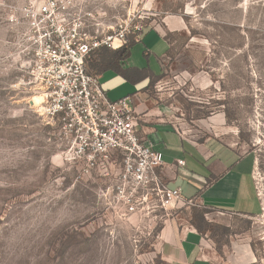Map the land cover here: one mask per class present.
Returning <instances> with one entry per match:
<instances>
[{
  "label": "rangeland",
  "instance_id": "rangeland-1",
  "mask_svg": "<svg viewBox=\"0 0 264 264\" xmlns=\"http://www.w3.org/2000/svg\"><path fill=\"white\" fill-rule=\"evenodd\" d=\"M87 5L105 30L127 23L138 24L141 33L148 29L144 34L155 28L164 35L170 51L160 63L167 50L163 39L151 48L138 40L125 62L161 73L142 100L168 112L188 139L251 155L259 211L203 214L197 202L179 204L152 231L134 216H115L103 195L110 177L80 176L61 160L57 125L41 115L42 103L31 102L41 94L27 84L16 30L6 19L8 10L0 8V264H170L161 257L158 231L169 221L194 228L202 216L199 234L212 264H264V0ZM133 32L128 36L135 39ZM138 83L126 80L111 96L134 93ZM119 162L113 158L112 171Z\"/></svg>",
  "mask_w": 264,
  "mask_h": 264
},
{
  "label": "built area",
  "instance_id": "built-area-1",
  "mask_svg": "<svg viewBox=\"0 0 264 264\" xmlns=\"http://www.w3.org/2000/svg\"><path fill=\"white\" fill-rule=\"evenodd\" d=\"M0 8L8 10L6 19L16 30L27 84L42 96L41 115L57 125L61 160L80 176L110 177L103 195L115 216H134L152 231L177 205L196 203L168 186L161 151L137 134L135 96L108 99L98 76L86 71L91 52L120 48L131 31H141L138 24L105 30L87 0H0ZM115 157L120 162L112 171Z\"/></svg>",
  "mask_w": 264,
  "mask_h": 264
},
{
  "label": "crops",
  "instance_id": "crops-1",
  "mask_svg": "<svg viewBox=\"0 0 264 264\" xmlns=\"http://www.w3.org/2000/svg\"><path fill=\"white\" fill-rule=\"evenodd\" d=\"M138 37L135 38L136 43L141 42L147 48L155 47L160 39H163L167 49L169 48L164 35L155 28ZM166 52L158 59L159 63ZM125 62L121 63L120 68L99 73V83L110 100L135 96L134 106L139 113L137 134L143 140L155 144L161 151V175L168 186L179 188L184 200H196L216 213L245 216L257 214L259 203L253 178L252 156L214 141H196L185 137L170 120L168 112L142 100L146 87L161 73L154 75L145 68H128L125 67ZM129 71L136 76L131 77ZM126 80L139 81L136 85L138 90L126 95L121 93L111 96V93L116 92V87ZM179 160L184 162L183 166L177 165ZM156 242L161 257L170 264H212V254L207 251L208 244L194 228H183L169 221L158 231ZM244 255V259L248 261L249 254L244 252Z\"/></svg>",
  "mask_w": 264,
  "mask_h": 264
},
{
  "label": "trees",
  "instance_id": "trees-1",
  "mask_svg": "<svg viewBox=\"0 0 264 264\" xmlns=\"http://www.w3.org/2000/svg\"><path fill=\"white\" fill-rule=\"evenodd\" d=\"M145 30H148V29H145ZM145 30H143L142 33L140 31L139 33H137V35L139 36V35L143 34ZM132 35L133 34H131L130 37L127 36L126 43L123 44L120 48H118L116 50H112V49H108V48H99V49H96L93 52H91L85 59L86 71L90 74L98 75L99 73H101L107 69L120 68L121 63L127 60L128 56L130 54L131 46L134 43H136V40L133 38ZM169 51H170V48L167 49L166 54H168ZM91 57H92V59H91ZM89 62H90V64H89ZM122 74H123V72H122ZM123 75L127 79H130L125 74H123ZM159 77H160V75L157 76L156 78H159ZM203 210H204L202 212L203 214L207 213V211H206L207 208L204 207ZM204 225H205V222L203 220V216L201 218V222L199 221L197 223H193V226L198 233H202ZM225 230H226V228H225Z\"/></svg>",
  "mask_w": 264,
  "mask_h": 264
},
{
  "label": "bare ground",
  "instance_id": "bare-ground-1",
  "mask_svg": "<svg viewBox=\"0 0 264 264\" xmlns=\"http://www.w3.org/2000/svg\"><path fill=\"white\" fill-rule=\"evenodd\" d=\"M40 97H41V99H42V96H40ZM40 97H39V96H35V97H33V98H32L33 100H32L31 102H33V104H35V105H39L40 103L43 102V99H42V102H41Z\"/></svg>",
  "mask_w": 264,
  "mask_h": 264
}]
</instances>
